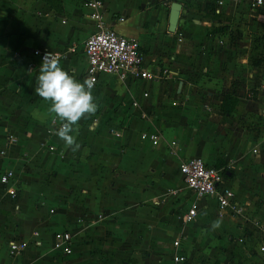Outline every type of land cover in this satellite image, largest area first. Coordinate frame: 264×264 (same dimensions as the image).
<instances>
[{
  "label": "crops",
  "instance_id": "0c3cea01",
  "mask_svg": "<svg viewBox=\"0 0 264 264\" xmlns=\"http://www.w3.org/2000/svg\"><path fill=\"white\" fill-rule=\"evenodd\" d=\"M101 1L107 27L136 39L142 67L160 72L157 81L99 75L92 90L98 110L87 117L89 125L87 118L79 121L73 134L80 148L73 152L48 132L58 118L35 94L41 65L35 52L65 53L61 67L84 81L83 42L93 32L84 0H59L58 10L41 0H0V175L10 171L14 190L12 198L0 184V264H127L128 255L135 261L129 264H147L140 250L171 234L178 241L176 248L171 242L173 255L184 258L178 264H264V149L258 141L264 125L247 135L237 126L230 131L251 83V57L264 91V5L253 10L232 0H179V18L168 33L172 0ZM233 21L242 35L235 44L227 41ZM250 29L258 34L247 40ZM227 93L238 99L229 117L218 110ZM142 133H156L157 144ZM256 145L260 152L252 154ZM194 157L216 168L228 164L224 183L243 216L203 198L195 218L181 221L193 198L178 166ZM29 206H48L49 220L21 217ZM246 211L254 223L244 224ZM90 214L99 217L91 221ZM61 231L71 235L67 257L51 246ZM10 242L25 244L18 256L9 255Z\"/></svg>",
  "mask_w": 264,
  "mask_h": 264
},
{
  "label": "built area",
  "instance_id": "2783aa9c",
  "mask_svg": "<svg viewBox=\"0 0 264 264\" xmlns=\"http://www.w3.org/2000/svg\"><path fill=\"white\" fill-rule=\"evenodd\" d=\"M234 3L246 5L249 9L258 10L264 5V0H232ZM83 8L86 10V16L92 23L93 32L83 42V55L86 62L85 79H91L95 84L99 75H113L121 82H126L129 79H139L145 81H157V72H150L142 67V56L140 46L136 39L123 37L107 27L104 21V5L101 0H84ZM119 22L123 18L118 19ZM69 54L74 52V48L70 47L67 50ZM44 52H35L37 60L41 64ZM58 56L60 59L65 57V53L50 52ZM30 64L28 68H30ZM93 87V89H94ZM143 97L147 94L143 93ZM132 106H136V102H132ZM48 132L54 133L60 127V123L55 120L50 121ZM141 138H146L151 145L155 146L158 141L156 133H142ZM259 145L264 149V129L259 135ZM14 140L10 139V143ZM175 141L170 142V146H174ZM259 146L256 145L251 149L252 154L260 152ZM49 150H52L50 147ZM2 154V153H0ZM178 172L181 176V181L184 188L191 194L192 201L190 202L185 214L181 217L183 223L191 222L197 211V202L203 198L213 199L216 206L220 210L226 211L233 217L243 216L244 207L235 200L233 191L228 188L224 180L225 173L223 168H216L208 165L200 158H188L179 163ZM264 178V169L261 174ZM11 179L10 171L0 175V184L6 186L5 193L12 197L14 190L8 186ZM35 235V234H34ZM35 245H39L35 243ZM178 241L172 242V247L176 248ZM25 244L22 242H10L8 244V253L11 257L18 256L24 249ZM52 250L61 257H67L71 254V235L67 231H61L53 234ZM184 258L180 255H173L172 262L174 264L181 263Z\"/></svg>",
  "mask_w": 264,
  "mask_h": 264
},
{
  "label": "clouds",
  "instance_id": "9594fccd",
  "mask_svg": "<svg viewBox=\"0 0 264 264\" xmlns=\"http://www.w3.org/2000/svg\"><path fill=\"white\" fill-rule=\"evenodd\" d=\"M94 82H83L69 74L60 65V58L50 52L45 53L36 77L35 94L50 102L48 112L55 114L60 121L56 135L73 152L80 148L76 135L79 133V121L95 115L98 104L92 94ZM75 133L76 135H74ZM220 221L213 223L218 228Z\"/></svg>",
  "mask_w": 264,
  "mask_h": 264
},
{
  "label": "rangeland",
  "instance_id": "374dc122",
  "mask_svg": "<svg viewBox=\"0 0 264 264\" xmlns=\"http://www.w3.org/2000/svg\"><path fill=\"white\" fill-rule=\"evenodd\" d=\"M172 1L176 2L179 0H172ZM117 3L118 2L116 1V4ZM249 13L251 14L252 12H249ZM229 25L233 26V29L231 30V35L229 34V36L227 37V41L229 42V40H230L231 43L235 44L237 41H240L242 39L241 33L238 34L239 33V30H238L239 23L236 21H233ZM250 30H252V31L248 32V35H246L247 40H248L250 35L258 34L257 29H254V30L250 29ZM247 40L245 42H247ZM254 41H255V39H254ZM249 61H250V64H252L254 59L251 57V59ZM250 64L247 66L250 67L248 69V74L252 76V78L250 80L251 83L247 84V86L244 88L243 96L241 97V103L237 106L238 107L237 111L239 113H236L235 119L232 121V123L230 125V131L234 130V126H237L238 130L240 131V134L242 133L244 135H247V133H251L253 131H255V133L258 132V130L260 128H262V126L264 125V114H263V111H264V91H262V89H261L262 84L260 83V79L263 77V73L261 71H257V70L252 69V65H250ZM55 120H58V119H55ZM92 121H93V119L87 118L86 122L84 124L89 125ZM228 142H229V139H228ZM206 162L208 163L209 161L206 160ZM223 165L225 166V168L228 169V167H229L228 164L224 163ZM46 183L48 184L47 181H46ZM64 196H65V194L63 195V198H64ZM59 197H61V195H59ZM16 200L18 201V199H16ZM255 203H257V200L255 201ZM54 207L55 206H52L51 208H54ZM61 208H62V211L64 210V213H65V211H66L65 206H61ZM51 212H52V210L49 211L48 206H36V207L35 206H29V210L27 212H25V211L21 212L20 216L23 217L25 215L26 218H29L31 220L36 218L38 221H39V219H41V222H46L49 220L47 218L48 215L46 216V214H49ZM60 214H61V210H60ZM250 214H252L254 216V213L251 212ZM97 217H99V215L90 214L89 218L92 221ZM254 218L255 217H253V219ZM253 219L249 215V213L246 211L245 219L243 220V221H245L244 224L248 221H251L252 223H254ZM255 220H257V219H255ZM79 221H77V222H79ZM55 233H57V232H55ZM176 238L177 237H175L174 235L171 234L168 236V240L166 242H163L162 244H156V245L150 244L147 246V248L140 250V254H141V256H144L147 253L146 257L151 260L147 264H162L163 262H167V264H173L172 263V256L174 254V250L171 247V242L174 240H177ZM48 242H49V239L47 238V243ZM51 246H52V244H51ZM122 247H123L122 249H124L125 247H128V245L122 244ZM149 255H150V257H148ZM151 255H152V257H151ZM141 256H140V258L143 259ZM123 258H125V259H122L123 262L126 261L127 264H129L128 262H131V261L135 262L133 259H130L131 258L130 255H128L127 257H123ZM112 261L116 262V260H112ZM185 261L186 262H184L183 264H187V260H185Z\"/></svg>",
  "mask_w": 264,
  "mask_h": 264
},
{
  "label": "trees",
  "instance_id": "16d2710c",
  "mask_svg": "<svg viewBox=\"0 0 264 264\" xmlns=\"http://www.w3.org/2000/svg\"><path fill=\"white\" fill-rule=\"evenodd\" d=\"M44 4L48 5L53 10L59 9V0H41ZM258 62L257 60L253 62V66H257ZM238 102L237 97L233 93H227L222 96L221 102L219 104L218 110L221 113V115L225 117H229L231 113L233 112L236 104ZM221 168H223V171L225 174L228 173L227 168L221 163L219 164Z\"/></svg>",
  "mask_w": 264,
  "mask_h": 264
},
{
  "label": "water",
  "instance_id": "95a60500",
  "mask_svg": "<svg viewBox=\"0 0 264 264\" xmlns=\"http://www.w3.org/2000/svg\"><path fill=\"white\" fill-rule=\"evenodd\" d=\"M180 4L171 2L169 5V12L167 17V32L173 33L179 18Z\"/></svg>",
  "mask_w": 264,
  "mask_h": 264
}]
</instances>
